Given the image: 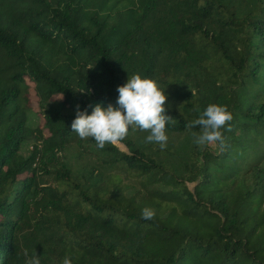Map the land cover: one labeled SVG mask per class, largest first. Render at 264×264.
I'll return each instance as SVG.
<instances>
[{"label": "trees", "instance_id": "1", "mask_svg": "<svg viewBox=\"0 0 264 264\" xmlns=\"http://www.w3.org/2000/svg\"><path fill=\"white\" fill-rule=\"evenodd\" d=\"M133 74L165 92L167 147L80 139L77 105L115 107ZM210 104L233 116L223 152L186 127ZM70 144L92 162L70 165ZM34 255L264 264V0H0V264Z\"/></svg>", "mask_w": 264, "mask_h": 264}, {"label": "clouds", "instance_id": "2", "mask_svg": "<svg viewBox=\"0 0 264 264\" xmlns=\"http://www.w3.org/2000/svg\"><path fill=\"white\" fill-rule=\"evenodd\" d=\"M116 91L118 97L115 107L112 104L107 107L97 104L91 114H87L86 111H80L77 105L76 116L71 123L73 132L82 140L92 138L96 147L103 149L105 145L121 146L129 129H138L148 133L145 143H156L161 150L165 149L168 141L166 124L172 118L165 114L167 97L164 90L154 80L133 74L128 76L126 83L118 85ZM232 119L233 116L226 106L210 104L199 118L186 127L199 126V132H192L194 144L201 148L215 146L218 152H223L226 142L221 130L227 126V130L231 131ZM154 217L153 209H142V219L152 220ZM26 264H40V260L34 255L26 260ZM63 264H71V260L65 257Z\"/></svg>", "mask_w": 264, "mask_h": 264}, {"label": "rangeland", "instance_id": "3", "mask_svg": "<svg viewBox=\"0 0 264 264\" xmlns=\"http://www.w3.org/2000/svg\"><path fill=\"white\" fill-rule=\"evenodd\" d=\"M27 98H28V105L32 109V112L28 113V124L31 126L40 124L41 118L35 112L38 110L37 99L32 89H28ZM31 143L32 142L29 140L24 141L23 144L21 145L20 153L26 154L28 152V149L31 147ZM118 147L121 149H125V146L123 144ZM76 155L78 156L76 157ZM84 155L85 154L83 152H80L78 148L72 144L66 146V148L64 149V159H66V161L70 165L75 166V168L86 166L90 162H92L91 160H89L85 165H82L84 162V158H85Z\"/></svg>", "mask_w": 264, "mask_h": 264}]
</instances>
